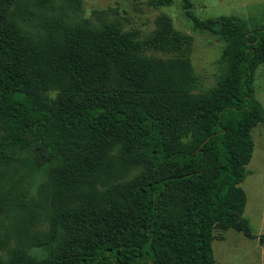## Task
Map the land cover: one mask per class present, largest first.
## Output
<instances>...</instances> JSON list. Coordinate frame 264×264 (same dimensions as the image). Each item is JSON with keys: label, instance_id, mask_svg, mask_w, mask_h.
<instances>
[{"label": "trees", "instance_id": "1", "mask_svg": "<svg viewBox=\"0 0 264 264\" xmlns=\"http://www.w3.org/2000/svg\"><path fill=\"white\" fill-rule=\"evenodd\" d=\"M82 11L0 0V264H214V231L254 238L240 184L264 127V25L187 11L223 42L198 92L190 67H147L149 52L188 63L193 37L168 17L142 38Z\"/></svg>", "mask_w": 264, "mask_h": 264}, {"label": "rangeland", "instance_id": "2", "mask_svg": "<svg viewBox=\"0 0 264 264\" xmlns=\"http://www.w3.org/2000/svg\"><path fill=\"white\" fill-rule=\"evenodd\" d=\"M159 1V0H157ZM157 5L154 0H82V17L94 20L95 11H108V17L123 26L124 30H135L144 38L155 29L159 16L170 19L173 27L193 37L188 63L184 59L160 53H147L150 70H178L190 67L199 77L198 92L216 84L221 63L223 42L208 31L194 28L187 15L204 20L220 16H238L245 20V28L251 30L264 25V0H168ZM190 4L186 5L187 2ZM196 91V92H197ZM254 97L264 108V64L254 75ZM254 151L246 166L248 175L240 184L246 195L243 216L247 219L254 238L249 239L235 230L214 231L212 252L214 264H264V244L258 238L264 235V127L258 124L251 131Z\"/></svg>", "mask_w": 264, "mask_h": 264}]
</instances>
